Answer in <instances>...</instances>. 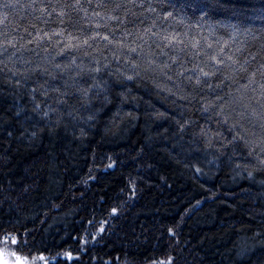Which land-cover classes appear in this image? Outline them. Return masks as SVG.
Listing matches in <instances>:
<instances>
[{
    "label": "trees",
    "instance_id": "trees-1",
    "mask_svg": "<svg viewBox=\"0 0 264 264\" xmlns=\"http://www.w3.org/2000/svg\"><path fill=\"white\" fill-rule=\"evenodd\" d=\"M81 2L88 7L86 0ZM194 13L195 9L185 10L184 23L193 28L200 23L205 33L211 26L223 35L225 30L216 22H230L223 16L210 13L202 19ZM250 27L256 29L257 39H239L255 52L264 43L259 32L262 24L257 21ZM49 51L50 55L40 51L42 63L68 62V57L58 56L53 61L55 52ZM119 67L114 63L109 71L117 72ZM104 78L111 79L107 74ZM33 86L16 91L0 75V218L11 221L4 229L12 231L14 225L21 232L31 230L32 236L25 233L26 238L35 237L37 245L43 241L52 254L72 251L76 255L80 245L68 237L80 235L93 214L95 231L107 212L118 207L119 216L111 220L104 239L68 264H151L168 255L176 257L175 264H264V235H256L264 234V186L260 184L264 173L251 180L237 176L226 156L206 163L219 153L215 148L206 150L202 138L192 143V133L211 128L230 139L227 127L218 128L214 117L208 119L211 113H201L195 101H181L144 79L113 87L110 102L95 121L79 123L75 135L69 126L54 135L32 137L34 129L24 115L31 108L25 93ZM122 92L123 97L118 95ZM17 108L24 109L19 117ZM158 113L176 119L182 115L193 124L180 139L174 135V121ZM79 127L87 133L82 139ZM107 157L118 160L117 166L108 168ZM193 163L203 168L204 175L185 166ZM130 179L135 195L129 190ZM168 228L175 229V238Z\"/></svg>",
    "mask_w": 264,
    "mask_h": 264
},
{
    "label": "snow or ice",
    "instance_id": "snow-or-ice-1",
    "mask_svg": "<svg viewBox=\"0 0 264 264\" xmlns=\"http://www.w3.org/2000/svg\"><path fill=\"white\" fill-rule=\"evenodd\" d=\"M86 2L88 7L81 0H29L26 4L0 0V75L16 91L30 83L35 85L25 93L31 108L24 119L34 129L32 137L54 135L59 130L67 131L69 126L75 135L79 123L95 121L110 102L113 87L148 79L170 96L188 103L195 101L201 113H211L208 119L214 117L218 128L227 127L230 139L211 128L201 127L198 133H192V143L202 138L206 150L215 148L219 153L206 163L226 156L237 176L251 180L264 173V43L257 51L249 52L247 41L239 39L244 36L256 40V29L250 25L257 21L262 24L259 32L264 37V0H183L179 5L176 0ZM22 9L29 11L18 16ZM192 9L202 19L210 13L225 17L229 23L216 22L224 34L218 35L216 27L209 26L205 33L200 23L194 28L185 24L183 14ZM50 49L55 52L53 61L58 56L68 57V62L42 63L40 51L50 55ZM114 63L121 66L117 72L109 71ZM105 74L111 79H105ZM118 95L123 97L124 93ZM97 104L100 108L95 107ZM23 112V108H17L16 116ZM157 115L174 121V135L180 139L193 124L182 115L181 119L167 117L166 113ZM78 131L81 139L87 135L84 127ZM107 159L108 168L117 166L118 160ZM185 166L204 175L196 163ZM260 184L264 186V181ZM132 185L130 179L129 190L135 195ZM118 216L119 208L112 207L95 231L94 214L84 222L86 227L80 235L68 237L80 245L76 255L72 251L52 254L43 241L37 245L35 237L26 238L25 233L32 236L31 230L21 232L13 225L8 231L4 225L11 221L0 218V254L7 253L11 258H6L4 264L78 261L81 253L87 254L89 245L104 239L111 220ZM167 232L175 238L174 228ZM13 248L15 251H9ZM25 249L27 255H21ZM34 250L38 255H33ZM175 260V256L168 255L151 264H175Z\"/></svg>",
    "mask_w": 264,
    "mask_h": 264
},
{
    "label": "rangeland",
    "instance_id": "rangeland-1",
    "mask_svg": "<svg viewBox=\"0 0 264 264\" xmlns=\"http://www.w3.org/2000/svg\"><path fill=\"white\" fill-rule=\"evenodd\" d=\"M9 251H15L14 248L13 249H9ZM11 259L7 253H3V254H0V264H4V260L5 259Z\"/></svg>",
    "mask_w": 264,
    "mask_h": 264
}]
</instances>
